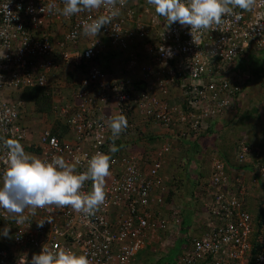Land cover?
<instances>
[{
    "label": "built area",
    "instance_id": "2783aa9c",
    "mask_svg": "<svg viewBox=\"0 0 264 264\" xmlns=\"http://www.w3.org/2000/svg\"><path fill=\"white\" fill-rule=\"evenodd\" d=\"M6 3L0 0V137L18 140L25 152L44 161L63 157L77 172L96 152L112 160L106 201L93 216L70 207L37 209L34 216L25 210L27 220L17 225L0 209V233L10 229L7 237L0 234V264H18L22 255L30 261L44 244L86 253L90 264H134L149 244L172 247L187 211L162 196L167 187L161 171L171 144L131 150L144 136L136 126L186 123L180 136L194 142L210 120L237 110L247 92L248 71L241 65L264 50V0H257L252 11L236 9L239 19L224 17L221 30L204 31L195 43L188 27L167 26L146 0H127L96 37L83 36L81 26L104 9L65 17L55 10L63 7L62 0H11L8 10L18 19L8 23ZM49 4L55 5L52 12ZM161 47L173 55L169 58ZM110 54L124 57L118 71L103 67ZM34 87L49 88L58 101L55 124L36 137L27 125L28 114L34 113L31 122L36 119L35 103L21 96ZM62 87L70 92H59ZM173 88L181 104L169 100ZM113 113L128 120L115 139L105 123ZM253 142L238 141L236 163L220 156L211 161L192 237L176 264H264V216L247 207V172L251 187L264 181V153ZM113 144L120 150L109 152ZM5 153L0 146V170ZM246 163L253 164L250 171L242 168ZM83 190H91V181ZM158 204L167 212L157 211ZM49 217L51 224L37 226Z\"/></svg>",
    "mask_w": 264,
    "mask_h": 264
},
{
    "label": "clouds",
    "instance_id": "9594fccd",
    "mask_svg": "<svg viewBox=\"0 0 264 264\" xmlns=\"http://www.w3.org/2000/svg\"><path fill=\"white\" fill-rule=\"evenodd\" d=\"M9 3H11V0H7L4 5L8 23L13 19H18L15 13L8 10ZM126 3L127 0H62V8L55 9L54 4H49L48 11L52 12L55 9L61 15L71 17L84 12L91 13L104 9V14L95 18L89 17V20L83 22L81 26V34L83 36L96 37L103 26L110 25L112 20L120 15V10ZM146 3L153 7L158 16L164 18L167 26L179 23L182 27H188L195 43L198 35L204 31L221 30L224 17L231 16L239 19L240 13L236 12V9H240L242 12L252 11L256 6L257 0H146ZM43 8L40 9L41 12H44ZM75 35L76 33H73V36ZM142 51L145 53L144 50ZM160 51L169 58L173 55L170 49H165L164 47H161ZM122 58L120 59L115 54H110L107 56V61H104L103 67L110 68L109 70L111 71H118L122 65ZM169 100L173 104L182 103L177 89H172ZM214 120L209 121V126L198 135L197 140L201 136L207 135L208 131L209 133L210 130L215 131V125L212 124ZM152 122L154 123L155 121ZM105 123L110 129L113 139L118 138L128 127L127 117L123 113L108 115ZM156 123L171 130L173 135L177 134L179 137H181V128L185 127L186 124L177 125L172 123L170 126H166L161 122ZM146 126L147 133L149 135L154 134L150 129V125L147 124ZM139 131H142V129ZM143 135H145V132ZM166 138L167 140L164 141L163 139L160 146L165 142H170L168 135ZM242 138L243 136L239 139ZM239 139L235 140L237 141L236 145ZM250 139L249 142L252 143L254 141L253 143L264 153V146L260 145L261 141L257 137ZM0 146L6 150V158L3 162L4 167L0 170V209L11 214L17 225H21L27 220L25 210H30V214L34 216L37 209L70 207L83 217H89L95 215L101 206L104 205L106 201L105 180L111 175L110 161L112 157L110 155L96 152L88 159L86 169L77 172L75 165L68 163L63 157L54 156L51 161H44L35 155L25 152L22 144L16 139L0 137ZM116 151L118 149L115 144L110 145L109 152L115 153ZM214 153L215 155H211L209 158V163L203 164L207 168L209 167V170H211L210 165L213 158L220 156L216 152ZM201 165L202 163H200ZM246 165H252L253 167L251 163H246ZM88 181H91V190L84 191V186ZM197 197L199 200L200 194ZM197 208H199V201ZM184 214L186 215L187 212ZM45 222L51 224V217L38 221L37 226L43 227ZM9 232L10 229L5 227L0 234L7 237ZM138 255L134 263L137 262ZM18 264H90V259L86 253L77 254L70 249L59 246L55 249H50L44 244L40 253L33 254L30 261L27 256H20Z\"/></svg>",
    "mask_w": 264,
    "mask_h": 264
},
{
    "label": "crops",
    "instance_id": "0c3cea01",
    "mask_svg": "<svg viewBox=\"0 0 264 264\" xmlns=\"http://www.w3.org/2000/svg\"><path fill=\"white\" fill-rule=\"evenodd\" d=\"M261 54H264V50L261 51L259 55H261ZM115 64H117V63L115 62ZM259 80H261V78ZM59 92L68 93V92H70V89L67 87H62L59 90ZM52 99H53V97H52ZM243 112L244 113L246 112L245 106L239 107L237 110L230 111L225 116L212 121V124L215 125V127H214L215 131L210 130V133H213V134H210L208 131L207 135L200 137L199 140H197L196 142L190 143L188 141L183 140L184 146H182L181 149H178V151L181 154L183 153V155L185 153H190L189 161L183 155H180V157H179L180 160L178 161L179 163L175 164L173 162V159L175 158V154L172 151L170 153H168L167 163L164 166V168L162 169V174L164 175V178H165L167 191L162 193V196L165 198V200H167L172 195L171 194V190H172L173 191V195H172L173 200L172 201L176 202V203L183 204L186 208V210H185V211H187L186 217L184 214V217L186 218V220H188V217L190 214L193 215L194 220L192 219V221L188 224L189 230H194V227H192V226L195 225V219H196L195 217H196L197 206H198V201H199L197 195H198V193L199 194L201 193V183L206 177H208V175H210L209 167L207 168L206 165H201V166L197 165L196 163L199 160L197 157L194 158V156H198L199 154H201V156H202V154L205 152L206 149L211 148V145H209V143L212 142L211 144L215 145L216 154H218L222 158L226 159V157H224V155L221 152L222 151L221 145L224 144L226 136L231 134V135H233V137L231 138L233 140V149L232 148L229 149L230 153H229L228 157H230V159L233 158L230 162L236 163V160L234 159L235 151H236L234 141L236 139H239L240 137H242V133H243L242 132V115H243ZM246 113L250 114V112H248V111ZM255 113L258 114V111L255 110ZM257 114H253L251 116V118H252L251 120L253 122H254L253 118H255V117H257V119L259 118L258 117L259 114L258 115ZM45 125H46V123H42L40 121L38 122L37 117H36L35 121L30 123V126L32 127V129L40 127L38 132H40ZM146 125H143V127H141L142 125L138 126V130L142 129L145 132L144 136L149 135L147 133V126ZM149 125H150V129L152 130L154 135L158 134L160 136V139L156 140L154 142H149V140H147L143 137L141 140H139L138 143H136L135 145H132V147L130 146L131 150L135 151L137 149H141L142 151L145 152L146 148L149 145H151L152 147H157L158 146L157 144L160 141H162L163 138H166L167 135L168 136L173 135L171 133V130L167 129L164 126H159V125H157V123L150 122ZM211 129H212V125H211ZM38 132H34L35 137H36ZM222 137H224V140L222 139ZM173 139L180 140L179 138H176V137H174ZM227 141H228V138L226 139V142ZM261 143H264V140ZM191 146H193V147H191ZM211 150H212V148H211ZM223 152L227 153V150L225 149ZM212 155H215V153L213 152ZM187 156H189V155H187ZM171 160L173 162L172 164H174V165H172V164L169 165V161H171ZM191 161L195 162V170L191 169V165H190ZM184 165H185L186 170L180 168V166L183 167ZM233 167L238 168L240 166L233 165ZM243 167L249 171L252 169V165H245V166H242V168ZM181 173H184L185 177H183L181 175ZM246 177H247L248 184L250 186L249 194L247 196V207L251 211V213H253V215L259 216L261 213L264 212V181L259 186L251 187V185L249 183V177H250L249 172H247ZM166 202L170 203L168 201H166ZM157 211H159V212L162 211V213H166L167 209L164 206H162V204H158L157 205ZM184 224H185V222H184ZM154 249H153V251H154ZM148 259H150V258H148V255L146 252L145 253H139L138 264H144L145 262L148 261Z\"/></svg>",
    "mask_w": 264,
    "mask_h": 264
},
{
    "label": "rangeland",
    "instance_id": "374dc122",
    "mask_svg": "<svg viewBox=\"0 0 264 264\" xmlns=\"http://www.w3.org/2000/svg\"><path fill=\"white\" fill-rule=\"evenodd\" d=\"M248 81V80H247ZM246 96L244 97L243 101H242V104H241V107L242 106H245V110L246 112H250L249 116H252L253 114H257L255 113V110L258 111V114H260L259 118L257 119V117L253 118L254 119V124L256 125V133L255 132V129L251 128L250 125L248 126L247 123H242V126L245 125V129L242 128V134H243V138L246 137V138H249L250 140H252L254 137H257V139H261L260 141H263L264 140V82H262L261 80H253V78H250L249 81H248V86L246 87ZM57 97V95H56ZM58 103V101L56 99H52V101L50 102L49 106H47V109H44V107L41 105V109H39L38 107V104L35 103L33 106H34V109H36L35 111V114H36V117H37V120L38 122H42V123H46L45 126L47 125H50V124H55V112H54V105H56ZM43 104V103H42ZM40 105V104H39ZM33 114H28V123L27 125L30 126V122H31V119L33 117ZM257 114V115H258ZM243 115H244V112H243ZM242 119H243V116H242ZM248 122V120H246ZM40 128V127H39ZM39 128H35L34 129V132H38L39 131ZM158 130V129H157ZM210 134H213V133H210ZM233 137V135L229 134L228 136H226V139L228 138V141L226 142V139L224 141V144H222L221 146V149H222V154L224 155L225 152H223L225 149L227 150V153H230L229 152V149H233V140L231 139ZM222 139L224 140V137H222ZM167 140V138H164V141ZM163 141H160L157 145L160 146L161 143ZM171 144V151L175 154V158L173 159V162L176 164V163H179L178 161L180 160V155H183V153H179L178 149H181L182 148V145H181V141L178 140V139H172L170 140L169 142ZM212 142L209 143V145H211V148L210 149H206L205 152L202 154H199L198 156H194V158H198V162L196 163L197 165L200 163L205 164V163H209V158L211 157L212 153L216 151L215 149V145L211 144ZM157 146V147H158ZM214 146V147H213ZM193 147V146H191ZM189 155V156H187ZM188 161H189V158H190V153H185L183 155ZM192 158V157H191ZM202 158V160H200ZM172 160L169 161V165L173 163ZM191 164V169H194L195 170V162L194 161H191L190 162ZM174 165V164H172ZM180 168L186 170L185 168V165L182 167L180 166ZM181 175L183 177H185L184 173H181ZM168 201V200H167ZM173 238H171L172 240ZM170 240V241H171ZM162 246V248H161ZM159 246L158 244H155V243H152V244H149L147 246V248H145V250L142 252V253H149L151 254L150 256H148V261L145 262L144 264H153L154 260L157 259V257L159 256L158 254H154L153 252V249L154 248H157L158 251L160 253H162L164 250L166 249H170L168 248L170 245H161ZM176 251V249H175ZM139 258V257H138ZM135 264H138V260Z\"/></svg>",
    "mask_w": 264,
    "mask_h": 264
},
{
    "label": "trees",
    "instance_id": "16d2710c",
    "mask_svg": "<svg viewBox=\"0 0 264 264\" xmlns=\"http://www.w3.org/2000/svg\"><path fill=\"white\" fill-rule=\"evenodd\" d=\"M241 67H242V69L244 71H248V81H249L250 78H253V80L255 79L257 81L261 78V81L264 82V54L252 55L250 57L247 65L242 64ZM248 81L246 83L247 84L246 87L248 86ZM48 90H49V88H45V87L27 88V89L24 90V92L21 94V96L24 99H26L27 101H29V102L33 101L34 103H37L39 109H41L43 107H44V109H47V106H49L50 102L52 101L51 93ZM41 105L43 107L40 108ZM242 116H243L242 123H247V125L248 126L250 125V127L253 128V129L256 128V125L251 120L252 118H251V116H249L248 113L245 112L244 115H242ZM246 120H248V122ZM242 128L245 129V125H243ZM256 129H255L254 133H256ZM242 136H243V134H242ZM143 137L145 139L149 140V142H154V141L160 139L159 135H154V134L146 135V136H143ZM168 137H169V140H172L174 137L179 138L180 141H181V145L184 146L183 137H179V136H177V134L172 135V136H168ZM185 141H187V140H185ZM188 142L192 143L190 140H188ZM236 142L237 141L234 142L235 145H236ZM260 145L263 147L264 143H261ZM120 148H121V145H119V150H120ZM157 148L158 147H152L151 145H149L146 148L145 151H147V152L148 151H153L154 149H157ZM165 155H166L165 160L167 161L168 154H165ZM228 156H229V153H225L224 154V157H226L225 160L227 162L230 161V157H228ZM171 194L173 195V191L172 190H171ZM172 195L167 199L168 202L173 200L172 199ZM198 195H199V193H198ZM262 216H264V212L261 213V217ZM185 217H186V215H185ZM192 219H193V215L190 214L189 217H188V220H186V218L183 220V225H182V228H181V232L182 233L180 234V236L178 238H175V240H173L174 245L172 247H170L169 250L166 249L162 253L155 252V251L153 252L154 254L156 253V254L159 255L157 257V259L154 260L153 264H176L177 263V261L179 260L180 256L182 255L183 250L187 247V244L189 242L190 237H192V235H189L190 230H189V226H188V224L192 221ZM184 222H185V224H184ZM175 249H176V251H175ZM142 252L143 251H141L140 253H142ZM147 255L150 256L151 254L147 253ZM138 260H139V258H138Z\"/></svg>",
    "mask_w": 264,
    "mask_h": 264
}]
</instances>
